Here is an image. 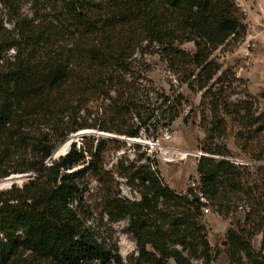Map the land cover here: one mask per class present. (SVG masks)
Segmentation results:
<instances>
[{
    "label": "trees",
    "instance_id": "obj_1",
    "mask_svg": "<svg viewBox=\"0 0 264 264\" xmlns=\"http://www.w3.org/2000/svg\"><path fill=\"white\" fill-rule=\"evenodd\" d=\"M50 1L51 21L33 23L19 16L13 0H0L15 19L14 39L0 40V53L14 50L0 64V178L34 175L20 187L0 190V264H124L116 245L99 241L72 206L80 200L84 175L96 172L98 154L89 152V165L73 172L67 171L86 150L72 142L64 155L51 159V154L85 127L138 137L150 117L135 129L129 126L136 106L125 77L133 71L136 54L152 52L187 89L201 92L208 113L201 145L217 158L200 157L196 163L198 191L206 203L190 190L181 194L169 188L148 159L131 175L137 200L114 194L106 198L109 220L126 219L125 230L135 244L136 254L126 264H212L202 209L207 204L226 216L241 202L248 210L241 223L226 231L227 264H264L250 242L259 233L264 248V165L250 166L255 167L252 173L249 166L228 160L229 150L216 142L228 125L235 126L237 148L251 149L250 158L264 161L253 152L260 146L255 132L264 130V115L255 116L244 101L230 100L239 88L250 95L244 81L230 68L222 69L213 56L244 33L234 0ZM186 42L192 43V52L180 47ZM178 96H161L156 107L146 103L143 113L154 116L167 104L170 124L181 107ZM96 101L107 118L93 125L84 115ZM38 128L58 137L52 140ZM14 151L26 157L9 167Z\"/></svg>",
    "mask_w": 264,
    "mask_h": 264
},
{
    "label": "rangeland",
    "instance_id": "obj_2",
    "mask_svg": "<svg viewBox=\"0 0 264 264\" xmlns=\"http://www.w3.org/2000/svg\"><path fill=\"white\" fill-rule=\"evenodd\" d=\"M13 1L16 3L19 16L26 21L45 23L51 21L53 17L50 0ZM246 1L255 2V0ZM260 1L264 3V0ZM12 13L8 5L0 3V40L7 43L15 37V19ZM242 40L240 37L237 41H226L222 48L214 51L213 56L218 63L222 64V69L230 68L236 78L244 81L245 89L250 95L246 97L242 92H239L241 89L239 88L230 97V100L244 101L246 106L250 107V111H255V116L264 115V46L257 42H251L249 55L246 56L243 47H241ZM180 47L188 52L193 51L192 43L186 42ZM13 54L14 50L12 49L2 50L0 64L3 60H10ZM134 57L133 71L125 77L134 95L133 103L136 106V109L132 111L129 126L132 125L135 129L139 127L142 119L150 117L146 128H141L138 137L132 138L100 131L96 128L98 126L85 127L62 140L51 154V159L64 155L68 152L72 142H75L76 149L87 151L83 152V159L67 172L85 169L91 159L89 152L98 154L97 170L84 175L81 180L80 200L74 201L72 206L85 220L86 226L96 234L99 241L116 245L117 253L124 264L135 256V244L132 236L125 230L126 219L113 222L109 220L105 210L106 198L114 194L117 197L137 200L139 195L136 188L132 186L135 182L131 175L137 165L147 163L146 159L169 188L181 194L190 190L192 195L199 196V180L196 174L197 159L192 155H187L185 159L165 162L162 157L163 150L190 153L201 151L207 156L217 158L216 155L204 152L201 145L205 137L202 127L208 120V113L203 109L201 92L189 90L184 84H181L157 53L152 52L143 55V57L136 54ZM178 95L182 98L181 107L178 116L170 124H166L168 121L166 111L169 109L167 104L160 111L152 113L154 116H150L151 113L148 115L143 113V105L146 103L152 105L151 107H156L163 100L160 98L161 96L171 100L180 99ZM88 105L89 111L84 115L88 122L98 125L102 123V117L107 118L105 115L103 116L104 106L99 101L90 102ZM154 126H159V128L155 130ZM38 129L48 134L52 140L58 137L57 134L51 133L47 129ZM235 129V126L228 125L225 132L216 140L217 145L225 144L230 153L227 158L235 162H242V165L249 166V171L254 173L255 167L250 166L264 165V161L250 158L248 154L251 153V149L243 152L237 148L233 138ZM78 133L84 134L75 137L74 135ZM255 134L260 135L258 140L260 146L253 149V152L264 157V130L256 131ZM120 137L125 139H120ZM108 139L111 141H107ZM149 143L155 146L150 148ZM238 143L242 144L243 142L239 141ZM11 154L9 167H13V164L22 157H26L25 152L14 151ZM17 175L19 178H16L12 183L18 187L34 176L31 173L9 176ZM251 177L254 178L255 175L252 174ZM192 183H195V188L191 186ZM11 185L9 181H5V178H0V190L7 189ZM200 201L206 203L203 200ZM236 205H238L236 208H230L231 210L226 216L217 214L207 204L202 209L201 222L207 230V240L212 248V264L228 263L225 243L226 231L229 228H235L237 223H241L244 213L248 210L243 202ZM250 242L253 249L264 256V248L260 247L261 234L252 236ZM168 264H174V262L170 260Z\"/></svg>",
    "mask_w": 264,
    "mask_h": 264
},
{
    "label": "built area",
    "instance_id": "obj_3",
    "mask_svg": "<svg viewBox=\"0 0 264 264\" xmlns=\"http://www.w3.org/2000/svg\"><path fill=\"white\" fill-rule=\"evenodd\" d=\"M234 3L238 8L240 14L242 15V22L245 29L241 37L243 39L241 47H243L242 49L244 54L248 56L251 42H257L264 46V3L260 0H255L254 3H249L246 0H234ZM148 145L150 146V148H153V146H155L150 143ZM185 154L186 156L192 155L196 159H199L200 157H210L205 155L201 151H198L196 153L185 152ZM228 160L232 161L231 159ZM235 163L241 164L242 162ZM191 186L195 188V183H192ZM197 197L198 199L205 201L202 197H200V194Z\"/></svg>",
    "mask_w": 264,
    "mask_h": 264
},
{
    "label": "bare ground",
    "instance_id": "obj_4",
    "mask_svg": "<svg viewBox=\"0 0 264 264\" xmlns=\"http://www.w3.org/2000/svg\"><path fill=\"white\" fill-rule=\"evenodd\" d=\"M187 156L184 151H176V150H163V160L165 162H171L175 158L185 159Z\"/></svg>",
    "mask_w": 264,
    "mask_h": 264
},
{
    "label": "water",
    "instance_id": "obj_5",
    "mask_svg": "<svg viewBox=\"0 0 264 264\" xmlns=\"http://www.w3.org/2000/svg\"><path fill=\"white\" fill-rule=\"evenodd\" d=\"M82 134H84V133H78V134H75L74 136L76 137V136H79V135H82ZM105 136H106V135H105ZM108 137H110V136H108ZM120 139H125V138H124V137H120ZM16 178H19V175H17V176H8V177H5V181L7 180V181H9L11 184H13L12 182H13ZM196 199H198V197H197Z\"/></svg>",
    "mask_w": 264,
    "mask_h": 264
}]
</instances>
